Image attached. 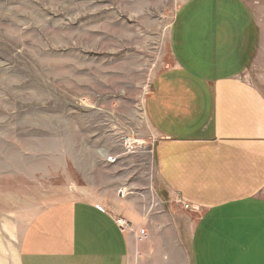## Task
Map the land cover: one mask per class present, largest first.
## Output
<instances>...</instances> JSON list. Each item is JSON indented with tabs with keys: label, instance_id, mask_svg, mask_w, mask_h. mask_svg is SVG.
<instances>
[{
	"label": "rangeland",
	"instance_id": "374dc122",
	"mask_svg": "<svg viewBox=\"0 0 264 264\" xmlns=\"http://www.w3.org/2000/svg\"><path fill=\"white\" fill-rule=\"evenodd\" d=\"M196 7L204 13L191 24L212 27L219 44L229 32L218 30L220 17H231L243 44L247 15L264 29V0H0V264H16L30 219L62 196L93 200L117 220H130L129 199L184 243V212L164 201L145 104L174 65L177 18ZM120 190L130 195L121 201Z\"/></svg>",
	"mask_w": 264,
	"mask_h": 264
},
{
	"label": "crops",
	"instance_id": "0c3cea01",
	"mask_svg": "<svg viewBox=\"0 0 264 264\" xmlns=\"http://www.w3.org/2000/svg\"><path fill=\"white\" fill-rule=\"evenodd\" d=\"M204 8L177 18L174 65L155 78L145 104L164 201L191 206L178 204L184 243L176 228L157 229L129 199L125 215L134 230L148 231L147 241L123 233L103 205L62 196L30 219L16 264H135L134 244L142 249L137 264H157L154 256L177 264L178 255L185 264H264V29L247 15L243 44L231 17H220L218 30L229 32L216 43L212 27L202 37L205 25L191 24Z\"/></svg>",
	"mask_w": 264,
	"mask_h": 264
},
{
	"label": "built area",
	"instance_id": "2783aa9c",
	"mask_svg": "<svg viewBox=\"0 0 264 264\" xmlns=\"http://www.w3.org/2000/svg\"><path fill=\"white\" fill-rule=\"evenodd\" d=\"M130 194L126 192L125 190H120L119 191V197L121 199H125L128 197ZM177 204H181L184 209H189L191 208L190 204L185 203L183 199H179L176 201ZM117 225L119 228L122 230L123 233H134L136 235L138 241H147L149 240V233L146 229H139V230H134L133 223L128 220V219H118L117 220ZM136 231V232H135Z\"/></svg>",
	"mask_w": 264,
	"mask_h": 264
}]
</instances>
